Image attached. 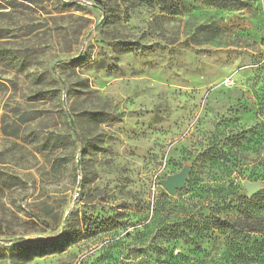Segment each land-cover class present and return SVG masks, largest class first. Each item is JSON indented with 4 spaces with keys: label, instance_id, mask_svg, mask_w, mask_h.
Instances as JSON below:
<instances>
[{
    "label": "rangeland",
    "instance_id": "1",
    "mask_svg": "<svg viewBox=\"0 0 264 264\" xmlns=\"http://www.w3.org/2000/svg\"><path fill=\"white\" fill-rule=\"evenodd\" d=\"M248 179L264 0H0V264H247Z\"/></svg>",
    "mask_w": 264,
    "mask_h": 264
},
{
    "label": "trees",
    "instance_id": "2",
    "mask_svg": "<svg viewBox=\"0 0 264 264\" xmlns=\"http://www.w3.org/2000/svg\"><path fill=\"white\" fill-rule=\"evenodd\" d=\"M205 1L215 5L222 4V0ZM175 8L177 9L178 6H175ZM172 11L176 13L177 10ZM245 199L248 202L246 197ZM239 213L240 215H237L234 219L214 217L211 223L215 228L235 232L240 236L239 240L241 241L234 242L232 245L235 246L236 244L239 247L237 249L243 253L242 255H244L247 264H264V215L261 211H253V209Z\"/></svg>",
    "mask_w": 264,
    "mask_h": 264
},
{
    "label": "water",
    "instance_id": "3",
    "mask_svg": "<svg viewBox=\"0 0 264 264\" xmlns=\"http://www.w3.org/2000/svg\"><path fill=\"white\" fill-rule=\"evenodd\" d=\"M190 169L191 164L185 163V166L181 171L171 173L170 175H167L165 178L161 179V184L170 195L176 194L178 189L186 186ZM243 185L248 195L252 197L263 189L264 181H253L248 179L243 182Z\"/></svg>",
    "mask_w": 264,
    "mask_h": 264
}]
</instances>
